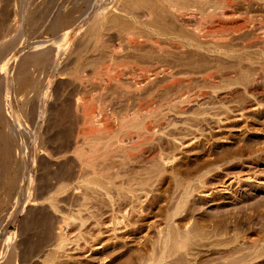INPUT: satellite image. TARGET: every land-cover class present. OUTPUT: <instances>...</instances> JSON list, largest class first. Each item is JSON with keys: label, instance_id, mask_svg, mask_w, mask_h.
<instances>
[{"label": "rangeland", "instance_id": "obj_1", "mask_svg": "<svg viewBox=\"0 0 264 264\" xmlns=\"http://www.w3.org/2000/svg\"><path fill=\"white\" fill-rule=\"evenodd\" d=\"M124 1L99 0L95 5L94 0H0V43L7 40L5 39L7 37L14 39H11L13 46L5 48L9 47L8 52L5 50L4 54H1L5 43L2 45L3 48H0V65L3 68L0 67V73L3 74H0V78L5 79L9 69L15 70L12 68L18 65L17 61L22 53L14 62L13 60L19 51L23 50L28 53L32 47L43 48L40 45L56 41L61 32L65 31L64 29L69 31L64 46L59 47L62 51L60 50L58 54L56 53V57L54 56L56 60L52 61L54 62L52 65L55 64L53 71L48 68L40 72L39 68L31 67L33 77L38 79L41 76L38 80L42 83L37 86L38 88L35 87L33 90L17 84L11 88L3 84L4 82L0 83V103L4 116L9 112L5 117L13 115L14 122L17 124L20 119L24 118L26 131L30 129V126L33 127L32 131L29 130L27 133L38 131L34 144H31L29 139H25L29 146L25 144L27 148L25 147L23 154H16L19 162L14 163V166H18V163L22 164L21 174L26 170V173L32 174V181L28 186L31 187L29 188L30 196L24 202L22 211H16L11 203L6 206L8 212L0 211V232L3 234L0 238L5 239L10 236V249L15 252L14 264H45L44 260L51 256L54 248L49 241H44L45 238L42 235L49 231H58L66 237L62 249L56 253L60 256L50 264H137L133 262L136 255L146 257L144 262L141 261L142 264H150L147 258L148 253L151 254L148 244L150 245V241L157 238L158 229L166 226L162 215L167 211H172L181 201L182 196H186V192L188 200L193 201L194 211L193 215L190 214V217L188 216V219L183 221L184 224L190 225L193 220L212 215V213L224 216L229 223L228 228L222 231V229L213 227L209 216L205 217L207 226L204 225L205 230H203L204 234H207L204 236L207 237L205 240L208 241V245L200 247L202 250L200 249L199 254L187 255L189 259L196 257L192 259L194 262L190 259V263L214 264L218 260H223L228 254L212 251L217 247L215 250L237 244L238 247H243L241 253V250L238 251L241 255L243 251L244 253L252 252L253 247L259 246V240L262 241H259L260 244H264L262 240L264 231L258 232L254 229L260 222L258 220L264 217L262 209L264 208V0H234L232 11L235 16L232 14L229 16L230 13L224 14L229 16L227 18L219 11L215 14L214 11H209V13L206 11L208 14L203 15L202 10L194 9L195 17L188 19L189 16H186L182 21L177 19L168 7V9L163 7L167 6L165 1L160 0L166 3L164 5L157 0H152L149 5L135 4L132 6L134 9L129 7L130 11L122 5V3L125 4ZM74 6L76 8H73ZM149 8L152 13L149 19L150 25L147 24L148 22L146 25L145 23L144 25L139 24V22L137 24V21L132 23V20H138L136 13L140 15L144 9ZM70 9L75 10L73 12L75 21L62 25L56 23V28H53L52 23H55L56 16L65 14ZM27 17H29L28 21ZM30 17L36 20L35 23L30 20ZM99 18L103 25L101 33L104 42L102 41V46L95 49L92 41L89 40L88 30L95 19ZM30 24L35 25L33 27ZM131 25H135L138 29L135 26L133 27L135 30L132 29L137 30L136 34L148 36L151 40L144 41L142 38L130 41L127 39L123 33L129 27L132 31ZM194 26L200 28L201 32H198L199 30L197 31ZM193 28L195 32L205 35L201 37L195 35L197 33L193 31ZM220 34L227 36L216 38ZM156 41L157 44H154ZM42 42L46 43L41 44ZM78 51L81 52L80 55H77ZM2 58L4 61L1 60ZM7 60L9 62H6ZM111 67L112 70H110ZM105 68H110L109 73L105 74ZM155 68L162 72L154 71ZM102 69L105 70L102 71ZM147 69H150L149 74L152 72V75H149V81L138 76L139 72ZM12 71H9V74ZM101 71L102 74L104 72L103 75H100ZM154 72H156L155 76ZM114 73L119 74L118 84L109 78ZM210 73L214 79L208 82L209 80L205 77ZM99 75L103 78L101 79ZM171 77L172 81H170ZM29 89L31 91H28ZM45 89L46 96H42ZM38 93L39 98H37ZM149 96L150 99H148ZM42 97V114L35 117L34 113L31 115L27 113L31 102L35 101L34 106H39V99ZM25 99L30 100V105H25L27 109L24 107L25 111L23 109L21 112L20 106ZM151 99L154 103L151 102L152 113H137V107L145 104L146 100L150 103ZM75 101L81 105L76 111L73 104ZM84 108L88 111L92 110L93 120L96 124H101V127L98 125L100 129L104 128L100 131L99 140L93 143L99 149L104 147L102 149L106 150L114 147L115 143L112 146L107 142L109 140L113 142L115 134H120V137L125 135V128L119 127L123 119L129 120L135 117L137 121L148 118L155 120L157 125L153 134L148 135L151 141L149 142L160 149V152L167 157V161L162 160L163 163L155 159L133 163L129 157L114 153L115 155L112 154L113 157L111 158V155L110 158L105 159L106 161L104 160L105 162L102 157V160L95 159L94 168L90 165L84 166L81 171H85L83 173L87 175L80 174H83L86 181L78 178L77 173L80 170L75 172L79 164H77L78 159L74 150L75 147L84 145L87 139H85L83 130L89 127V122L83 118L87 112ZM82 109L86 112L83 113ZM66 111L69 114L65 113ZM70 111L73 114H70ZM77 114L79 117H76ZM148 114L151 115L146 118ZM111 122L115 127L110 126L113 128L106 129L105 127ZM129 129L131 132L134 131L133 128ZM15 132H17L16 129ZM112 135H114L113 141L110 137ZM81 137L82 140H80ZM38 142L40 146L37 145ZM35 144L41 148L32 152L31 155ZM146 144V147L150 146ZM87 146L92 151L93 146L90 143ZM102 149L100 150L104 151ZM60 150L62 154L64 152L67 154L64 153L61 157ZM56 156L57 160L54 159ZM95 157L98 156L95 155ZM107 167L111 169H108V174L106 170H103ZM94 169L95 171H92ZM97 169L101 172L105 171L108 176L111 172L110 176H114V181L109 176L111 183L107 180L105 182L103 180L102 183L104 178L101 172L99 173L101 178L98 177ZM151 170L154 171L151 173V185H139V187L134 184L132 180L135 177ZM154 173L157 177L152 176ZM57 174V178L60 177L63 181L60 178L59 182L55 180ZM163 174L164 177L166 176L165 179H163ZM46 181H51L49 184L46 183V186H53L56 181L57 185L54 184V189L57 188L58 183L59 185L64 184L61 192L53 194L56 204L59 203L55 209L50 207V201L46 199L54 189L50 188L51 192L43 193L45 191L43 189H46ZM98 182H101V185ZM106 182L107 186L104 185ZM127 182L133 183L132 186L130 187ZM181 185L189 186L185 189ZM105 186L109 192L106 191ZM133 189L135 190L132 191ZM133 192L135 195L137 193L136 198ZM37 194L44 198H36ZM150 200L156 202H153L152 212H154L149 215L147 212L150 210V208L148 210ZM188 204L189 202L185 207ZM252 206L257 208V211ZM14 210L15 213H13ZM218 212L224 215L221 213L219 215ZM242 215L243 218H249L251 215L252 220L250 218L248 219L251 220L250 222L246 221V227L243 223L241 228L234 226L235 217H242ZM252 215H255V218ZM137 224H142V229ZM40 236L44 239L42 240ZM217 240L219 242L222 240L220 245L214 243V241L218 242ZM226 243L229 245L225 246ZM37 252L39 255L34 256L33 254ZM238 252L236 253L239 254ZM236 253H233L234 257L237 256ZM132 257L133 260H130ZM253 259L243 264H252ZM147 260L148 263H146Z\"/></svg>", "mask_w": 264, "mask_h": 264}, {"label": "bare ground", "instance_id": "obj_2", "mask_svg": "<svg viewBox=\"0 0 264 264\" xmlns=\"http://www.w3.org/2000/svg\"><path fill=\"white\" fill-rule=\"evenodd\" d=\"M85 1H89V0H85ZM155 1V0H154ZM157 1H159V2H161V3H163V5L164 4H166L167 3V6H163V7H168L173 13H174V15L177 17V19H179V20H183L186 16L188 17V19H190V17H195L194 16V12H195V10L194 9H198V10H202L201 12L203 13V15H205V14H208L209 13V11L210 12H213L214 11V14H215V12H220V14H223V16L224 17H229V16H232L233 15V11H232V8H233V4H234V0H162V1H165V2H162V1H160V0H157ZM244 1H247V0H244ZM98 2H99V0H94V4L96 5V4H98ZM125 2V4H123L122 3V5L124 6L125 5V9H129L128 11H130V8L129 7H131L132 9H134L132 6L133 5H135V4H142V5H149L151 2H152V0H125L124 1ZM89 3V2H88ZM91 3H92V1H91ZM94 5V6H95ZM160 5H162V4H160ZM77 7H78V5H76ZM87 6H88V4H87ZM121 6V5H120ZM126 6L128 7V8H126ZM90 7V6H89ZM150 7V6H149ZM73 8H76L75 6L73 7ZM146 8V7H145ZM167 8V9H168ZM100 9H102V8H100ZM131 9V10H132ZM78 9H76V11H77ZM84 10V9H83ZM89 10V9H88ZM123 11H125L124 9H122ZM212 10V11H211ZM133 11V10H132ZM135 11V10H134ZM206 11H208V13H206ZM228 11V12H227ZM73 12H75V10H72V9H70L68 12H66L65 14H59V16L57 17L56 16V20L54 21L55 23L53 24L52 23V27L54 28L55 27V24L57 23V24H64V23H68L69 22V24H70V22H74L75 21V18H74V15H73ZM85 12V11H84ZM99 13V12H98ZM97 13V14H98ZM130 13V12H129ZM230 13V14H229ZM95 14V13H94ZM100 14V13H99ZM135 14V13H134ZM151 11H150V8L149 9H144V11H142L141 13H140V15L138 14V13H136V16L138 15V20L136 19V20H132L133 22L132 23H135L134 21H137L136 23L138 24V22H139V24H142L143 23V25H144V23H145V25H146V23L148 24V25H150L149 24V19H151ZM224 14H229V16H225ZM232 14V15H231ZM202 15V14H201ZM203 15H202V17H203ZM30 16V15H29ZM132 16V15H131ZM134 16V15H133ZM222 16V15H221ZM233 16H235V15H233ZM33 17V16H32ZM32 17H30V20H33V19H31ZM192 17V18H193ZM201 17V18H202ZM201 18H200V20H201ZM204 18V17H203ZM202 18V19H203ZM28 19H29V17H27V21H28ZM78 19V18H77ZM100 19L101 18H99L98 20H96L95 19V21L93 22V24H91V26H90V28H89V40H91L92 41V46H93V48H97V47H100V46H102V41L104 40L103 39V37H102V33H101V27L103 26L102 24H101V21H100ZM118 19H119V17H118ZM140 19V20H139ZM103 20V19H102ZM192 20V19H191ZM34 21V23H35V21L36 20H33ZM202 21V20H201ZM72 22V23H73ZM141 22V23H140ZM205 22V21H204ZM245 22V21H244ZM27 23H29V22H27ZM32 23V22H31ZM117 23V22H116ZM130 23V22H129ZM186 23V22H185ZM199 23V22H198ZM217 23V22H216ZM224 24V23H223ZM31 25V24H30ZM33 25V24H32ZM31 25V26H32ZM35 25V24H34ZM34 25H33V27H34ZM126 25V24H125ZM142 25V26H143ZM4 27H5V25H3ZM7 26V25H6ZM30 26V27H31ZM129 26V25H128ZM128 26H126L127 28H128ZM135 26V25H134ZM133 25H131V30L132 29H134L135 30V28H136V26H135V28H133L134 27ZM138 26V25H137ZM10 27V26H9ZM61 27V26H60ZM126 27L124 28L125 30H126ZM195 27V26H194ZM5 28H7V27H5ZM4 28V29H5ZM56 28V27H55ZM57 28H58V25H57ZM140 28V27H139ZM196 28V30L198 31V32H201V30H200V28H198L197 26L195 27ZM69 29V28H68ZM76 29V28H75ZM137 29V28H136ZM143 29V28H142ZM194 29V28H193ZM8 30V29H7ZM65 31H63V32H61V34H60V37L56 40V41H53V42H51V43H46V42H42L41 44H43V43H46V45H40V47H43V48H38V49H36L37 47L35 46L34 48L32 47V51L30 50V52H23V50L22 51H19V53H17L16 55H15V58H14V60H13V62L17 59V58H19L20 57V54L22 55L20 58H21V60H20V58H19V61H17V62H19L18 63V65L17 66H15L14 68H12V69H15L14 71H12L11 69H9V71H12V73L11 74H9V71H8V73L6 74L7 76H6V78H5V76H4V78L5 79H3V77L2 78H0V83L1 82H4L3 84H6L7 86H9V87H13L15 84H17V85H19L20 87H29V88H32L33 90L35 89V87H37V86H39V84L40 83H42L41 81H39L38 79L40 78L41 79V76L38 78V79H36L35 77H33L32 76V73H31V67L33 66L34 68H39V71L40 72H42L43 70H48V68H50V70H52L53 71V69H54V67H55V64L54 65H52V63H54V62H52L53 60L55 61L56 59H55V55H56V53L58 54V52L61 50V49H59V47H62V46H64V43H65V41H66V39L68 38L67 37V35L69 34V31H66V29H64ZM134 30H132V31H130V27L128 28V30H126V31H124V33L123 34H125L126 35V37H127V39H129L130 41H136V40H140V39H142V38H144V39H142V40H144V41H149V40H151L150 38H148V36H143V35H141V34H136L135 32H137V30L136 31H134ZM76 31V30H75ZM140 31V30H139ZM194 32H195V29L193 30ZM197 31L195 32V33H197ZM11 32V31H10ZM6 33H9V32H6ZM138 33V32H137ZM194 33V34H195ZM136 34V35H135ZM7 35V34H6ZM6 35H4V36H6ZM124 35V36H125ZM195 35H197V36H199V37H201V36H204L205 34H203V33H197V34H195ZM13 36V35H12ZM123 36V37H124ZM208 36V35H207ZM216 36V35H215ZM224 36H227V35H223V34H220V35H218L216 38H223ZM9 37H10V35H9ZM14 38V37H13ZM5 39H7V40H4V41H2L1 43H0V48H3L2 47V45H4V43H5V46H4V50H2V53L1 54H4V52H5V50H6V52H8L7 51V49H9V47L7 48V49H5L6 48V46H13V44H12V40H14V39H12V37L11 38H5ZM12 39V40H11ZM17 39V38H16ZM103 39V40H102ZM226 39V38H225ZM255 39V38H254ZM2 40V39H1ZM40 41V40H39ZM104 42V41H103ZM153 41H151V43H152ZM15 43H16V41H15ZM39 43V42H38ZM35 44H37V43H35ZM48 44V45H47ZM154 44H157V41H156V43L154 42ZM91 45V44H90ZM11 46V47H12ZM38 46V45H37ZM45 46V47H44ZM162 46V45H161ZM39 47V46H38ZM114 47V46H113ZM160 47V46H159ZM14 49V48H13ZM64 49V48H63ZM98 49V48H97ZM1 50V49H0ZM94 50V49H93ZM4 51V52H3ZM62 51V50H61ZM24 53H27V54H25L24 55ZM6 54V53H5ZM81 54V52L80 51H78L77 52V55H80ZM76 55V54H75ZM8 56V55H7ZM55 56V57H54ZM9 57V56H8ZM54 58V59H53ZM5 59H6V57H5ZM1 60H3V58L1 59ZM4 61V60H3ZM6 62H9V60H7ZM13 62H11V63H13ZM17 62H16V64H17ZM4 63V62H3ZM75 63V62H74ZM14 64V63H13ZM15 64V65H16ZM7 65H9V63L7 64ZM58 65V64H57ZM68 65V64H67ZM125 65V64H124ZM11 66V65H10ZM0 67H1V65H0ZM12 67V66H11ZM11 67H9V68H11ZM117 67V66H116ZM127 67V66H126ZM2 68V67H1ZM0 68V69H1ZM3 69V68H2ZM7 69V68H6ZM94 69V68H93ZM106 69V70H105ZM105 69H102V71H104L105 70V74H107V73H109V71L110 70H112V67H111V69L109 70V69H107V68H105ZM135 69V68H134ZM146 69V68H145ZM160 69H161V67H160ZM163 69V68H162ZM60 70V69H59ZM77 70V69H76ZM114 70V69H113ZM127 70V69H126ZM143 70V69H142ZM148 70V71H147ZM146 71H141V72H139V75L138 76H141L144 80H148L149 81V75L151 74L152 75V72L149 74L148 72H149V70L150 69H147ZM155 70H158L157 68H155L154 69V71ZM4 71V70H3ZM98 71H100V70H98ZM102 71L100 72V75L102 74ZM131 71V70H130ZM159 72H162L161 70H158ZM157 71V72H158ZM113 72V71H112ZM158 72V73H159ZM2 73V72H1ZM0 73V74H1ZM6 73V72H5ZM38 73V72H37ZM130 73H133V72H130ZM135 73V72H134ZM137 73V72H136ZM135 73V74H136ZM103 74H104V72H103ZM102 74V75H103ZM134 74V75H135ZM154 74V76L156 75V72H154L153 73ZM1 75H3V74H1ZM5 75V74H4ZM42 75V74H41ZM71 75V74H70ZM99 75V76H100ZM119 75V74H118ZM118 75L117 74H111V76L109 77L110 78V80H112V81H114L116 84H118L119 82V79H118ZM122 75V74H121ZM136 75V76H137ZM182 75V74H181ZM43 76V75H42ZM69 76V75H68ZM104 76H106V75H104ZM178 76V75H177ZM176 76V77H177ZM206 76V75H205ZM74 77V76H73ZM101 77V76H100ZM153 77V76H152ZM181 77V76H180ZM103 77H101V79H102ZM150 78H151V76H150ZM174 78V77H173ZM177 78H179V77H177ZM80 79V78H79ZM139 79V78H138ZM171 80L170 81H172L173 79H172V77L170 78ZM205 79H207V80H209L208 82H210V81H212L213 79H214V76L210 73V74H207V76L205 77ZM2 80H4V81H2ZM84 80V79H83ZM100 80V79H99ZM174 80H176L177 81V79H174ZM48 81V80H47ZM75 82V81H74ZM141 83H143V82H141ZM170 83V82H169ZM211 83H213V82H211ZM140 84V83H139ZM180 84V83H179ZM16 85V86H17ZM115 85V84H114ZM120 85V84H119ZM46 86H48V85H46ZM143 86V85H142ZM18 87V86H17ZM140 87V86H139ZM138 87V88H139ZM6 88H8V87H6ZM38 88V87H37ZM83 88V87H82ZM47 89V88H46ZM46 89H45V92H44V94H43V92L41 93V94H43L42 96H46ZM16 90V89H15ZM9 91V90H8ZM28 91H31V89H29ZM129 91V90H128ZM1 92V91H0ZM26 92V91H25ZM135 92V91H134ZM29 93V92H28ZM32 93V92H31ZM33 93H36V92H33ZM127 93H129V92H127ZM81 95V94H80ZM178 96V95H177ZM29 97H30V95H29ZM29 97H28V99H29ZM41 97V96H40ZM80 97V96H79ZM85 97V96H84ZM1 98V97H0ZM37 98H39V93H38V97ZM73 98V97H72ZM97 98V97H96ZM28 99H25L24 101H23V104L20 106V110H21V112H22V110L24 109V111H25V105L27 106L28 104L30 105V100H28ZM93 99V98H92ZM148 99H150V96H149V98ZM147 99V100H148ZM73 100V99H72ZM147 100L145 101L146 103L143 105L142 104V106L140 105V106H138L137 107V113H149V112H151L152 113V108H151V105H152V99H151V101H150V103L149 102H147ZM32 101H34V100H32ZM42 101H43V97H42V99H39V102H40V104H39V106H34V102L32 103L31 102V106H30V109H28V111L29 112H27V110H26V112L27 113H29L30 115L32 114V113H34V115H35V117L36 116H39V115H41L42 114V112H43V103H42ZM1 102V101H0ZM152 102V103H151ZM112 103V102H111ZM74 104V109H75V111L78 109V108H80V104H79V102L78 101H75V103H73ZM139 104H141V103H139ZM154 104V103H153ZM28 105V106H29ZM37 105V104H36ZM25 107V108H24ZM73 107V106H72ZM83 107V106H82ZM89 107H90V105H89ZM10 108V107H9ZM3 108H2V105H1V103H0V211L1 210H3V212L5 211V212H8V208H6V206H9V204L11 203V205L13 206V208H15V210L16 211H22V209H23V206H24V202L29 198V196H30V189L29 188H31V187H28L31 183H30V181H32V174L31 173H26L27 172V170H26V167H25V170H26V172H24L23 174H21V168L20 167H22V164L20 163H18L17 165L18 166H14V163H17V161H18V159H17V156H16V154H19V153H22V152H24L25 151V144H26V142H25V139L27 138V140L29 139L30 140V143L31 144H34V141L36 142V137L38 136V135H36V132H38L37 130H36V132H35V130L33 131V132H29V133H27L29 130H31L32 131V129H33V127H29L30 129L29 130H27L26 131V127H25V123H26V121H25V119L23 118V119H20V122H19V124H17L16 122H14V118H13V115H9L8 117H5V116H7L8 115V113L6 114V112H5V116H4V114H3V110H2ZM27 109V108H26ZM74 109H71L72 111L74 110ZM85 109V108H84ZM84 109H82L83 111V113H84V111L86 110H84ZM8 110V109H7ZM19 110V109H18ZM65 110H67L66 108H65ZM72 111H70V114L72 113L73 114V112ZM87 111V112H86ZM85 112V114H84V116H83V118L86 120V121H88L89 123V127L87 128L86 127V129L87 130H83L84 131V133L83 134H85V139H87L86 141H85V143H84V145L83 146H77V147H75L76 149L74 150V153H75V155H76V157H77V164H79L80 165V167H78L77 165V169H75V172H76V170H82V168H84V166H88V165H90L91 167H93L94 168V161H95V159H98V158H100L101 159V157L102 158H104L103 159V161L105 160V159H107V158H110V156L112 155V154H123L125 157H129V159L133 162V163H140L141 161L143 162V161H152V160H159V161H161V162H163V161H167V157H165L164 155H163V153L162 152H160V149H157L156 148V146L154 147L153 145H151L150 144V136L153 134V131H155L154 130V128L156 127V121L155 120H153V119H149L148 118V116L149 115H151V114H148V115H146V118H148V119H141V120H139V121H137V118H133V119H129V120H126V119H123L122 121H120V128H125L124 129V136L123 137H120L118 134H115L116 136H115V138H114V135H112V136H110L111 138H112V141H113V138H114V141L113 142H110L111 140H109V142H107V140H106V142L107 143H111V145L113 146V144L115 143L116 145L114 146V147H112V148H110L109 146H107V148L109 147L110 149H102V148H104V147H101L100 149H102V150H104V151H101L100 149H99V147L97 148L96 146H94L93 145V143H94V141L96 140V141H98L99 140V138L101 137L100 135H101V130L102 129H104L103 127H102V129H100L99 127H101V124H96V122L93 120V111L92 110H90L89 109V111L88 110H86ZM20 112V111H19ZM57 112V111H56ZM96 112V111H95ZM156 112V111H155ZM65 113H67V114H69V112H65ZM80 113V112H79ZM23 114V113H22ZM80 115V114H79ZM127 115V114H126ZM131 115V114H130ZM16 116V115H15ZM23 116V115H22ZM66 116V115H65ZM71 116V115H70ZM78 116V114L76 115V117ZM112 116V115H111ZM25 117H27V116H25ZM75 117V118H76ZM79 117V116H78ZM28 118V117H27ZM41 118V117H40ZM64 118V117H63ZM67 118V117H66ZM81 118H82V116H81ZM110 118V117H109ZM151 118V117H150ZM43 119V118H42ZM96 119V118H95ZM98 119V118H97ZM35 120H37V119H35ZM34 120V121H35ZM60 120V119H59ZM71 120V119H70ZM78 120V119H77ZM83 120V119H82ZM85 121V122H86ZM108 121V120H107ZM14 122V123H13ZM32 122V121H31ZM98 122H100V121H98ZM33 123V122H32ZM35 123V122H34ZM72 123V122H71ZM102 123V122H101ZM158 123V122H157ZM17 124V125H16ZM26 125H28L29 126V124H26ZM31 125V124H30ZM67 125V124H66ZM98 125H100L99 127H98ZM106 125V124H105ZM84 126V125H83ZM86 126H88V125H86ZM103 126V125H102ZM110 126H114V123H108V125L105 127L106 129H111V128H113V127H110ZM159 126V125H158ZM115 127V126H114ZM32 128V129H31ZM128 128H133L134 129V131H132L131 132V130L129 131L128 130ZM15 129L17 130V132H15ZM120 130V129H119ZM82 131V132H83ZM118 131V130H117ZM14 133V134H13ZM65 133V132H64ZM78 134H79V132H78ZM77 135V134H76ZM80 135H82V133L80 134ZM108 135V134H107ZM106 135V136H107ZM111 135V134H110ZM148 135H150V136H148ZM41 137V136H40ZM55 137V136H54ZM80 137V136H79ZM103 137V136H102ZM155 137V136H154ZM104 138V137H103ZM103 138H102V140H103ZM109 138V137H108ZM111 138H109V139H111ZM160 138V137H159ZM68 139V138H67ZM98 139V140H97ZM26 140V141H27ZM63 140V139H62ZM80 140H82V137H81V139ZM84 140V139H83ZM76 141V140H75ZM124 141H125V143H124ZM150 141V142H149ZM74 142V141H73ZM104 142V141H103ZM91 144L92 146H93V149H92V151L90 150V148H89V146H87L88 144ZM99 142H97V144H98ZM106 143V144H107ZM146 143H148L150 146L149 147H146ZM154 143V142H153ZM37 144V143H36ZM34 145L33 147H32V151H31V155H32V152L34 153V152H36V150L39 148L37 145H39L40 146V144H39V142H38V144L37 145ZM43 144V143H42ZM75 144V143H74ZM104 144V143H103ZM106 144H104V145H106ZM26 145H28V144H26ZM81 145V144H80ZM108 145V144H107ZM110 145V144H109ZM29 146V145H28ZM32 146V145H31ZM73 146V145H72ZM62 147V146H61ZM70 147V146H69ZM95 147H96V149H95ZM27 148V147H26ZM41 148V147H40ZM39 148V149H40ZM71 148V147H70ZM73 148V147H72ZM92 148V147H91ZM160 148V147H159ZM48 150V149H47ZM61 150H63V149H61ZM61 150H60V153H61ZM64 150H65V148H64ZM67 150V149H66ZM99 150H100V152H99ZM28 152V151H27ZM49 152V151H48ZM68 152V151H67ZM71 152V151H70ZM147 152V153H146ZM26 153V152H25ZM29 153H30V151H29ZM59 152H58V154H60ZM64 153H66V152H64ZM63 153V154H64ZM23 154V153H22ZM62 153L60 154V156L61 155H63ZM67 154V153H66ZM65 154V155H66ZM72 154V153H71ZM114 154V155H115ZM168 154V153H167ZM35 155V154H34ZM73 155V154H72ZM95 155L96 156H98V157H95ZM23 156V155H22ZM25 156V155H24ZM55 156V155H54ZM59 156V155H58ZM68 156H69V154H68ZM116 156H118V155H116ZM123 156V157H124ZM30 157V156H29ZM61 157H63V156H61ZM75 157V158H76ZM113 157V155L111 156V158ZM120 157H122L121 155H120ZM125 157L123 158V159H125ZM50 158V157H49ZM51 158H53L52 156H51ZM60 158V157H59ZM58 158V159H59ZM34 159V158H33ZM32 159V160H33ZM55 160H57V156H56V158H54ZM128 158H127V160H129ZM43 160V159H42ZM51 160H53V159H51ZM102 160V159H101ZM100 160V161H101ZM122 160V159H121ZM163 160V161H162ZM54 161V160H53ZM75 161V160H74ZM106 161V160H105ZM104 161V162H105ZM19 162V161H18ZM24 162H25V160H24ZM33 162V161H32ZM55 162V161H54ZM97 162V161H96ZM49 163V162H48ZM48 163H46V164H48ZM56 163V162H55ZM107 163V162H106ZM110 163H112V162H110ZM120 163V162H119ZM164 163V162H163ZM54 164V163H53ZM70 164V163H69ZM115 164V163H114ZM113 164V165H114ZM149 164V163H148ZM24 165V164H23ZM56 165V164H55ZM57 165H59V164H57ZM103 165V164H102ZM106 165V164H105ZM110 165V164H109ZM109 165H107V166H109ZM117 165V164H116ZM115 165V166H116ZM144 165V164H143ZM96 166V165H95ZM125 166V165H124ZM135 166V165H134ZM42 167V166H41ZM51 167V166H50ZM111 167V166H110ZM110 167L108 168L107 167V169L106 168H104L103 170H106V172H107V174H108V169H110ZM113 167V166H112ZM128 167V166H127ZM160 167H161V165H160ZM163 167V166H162ZM47 168V167H46ZM87 168V167H86ZM28 169V171H30L29 170V168H27ZM154 169V168H153ZM83 170H85V169H83ZM111 170V169H110ZM109 170V171H110ZM148 170H150V169H148ZM56 171V170H55ZM66 171V170H65ZM79 171V173H77L79 176H78V178L80 177V178H82V180H84V181H86V178L84 177L83 178V176H86L87 174L86 173H83V172H85V171H81L80 172ZM92 171H95V169L94 170H92ZM97 172H98V177H100V174H101V176H102V178H104V179H102V183H103V180H104V182L107 180L108 181V183L110 182L111 183V179L113 180V177H111L110 176V174H112L111 172H109V176H110V178H109V176L105 173V171H103V172H101L99 169H97L96 170ZM144 171V170H143ZM78 172V171H77ZM101 172V173H100ZM113 172V171H112ZM116 172V171H115ZM135 172V171H134ZM146 172V171H145ZM152 172H154L153 170H151L150 172L149 171H147L145 174L142 172V174L140 175L139 174V176L138 177H135L132 181H134V184H136L137 186H143V185H149L150 184V179H151V173ZM47 173V172H46ZM53 173V172H52ZM80 173H83V174H80ZM94 174H95V172H93ZM100 173V174H99ZM54 174H56V173H54ZM86 174V175H85ZM118 174V173H117ZM120 174V173H119ZM144 174V175H143ZM158 174H159V172H158ZM48 175V174H47ZM69 175H71L70 173H69ZM81 175V176H80ZM83 175V176H82ZM96 175V174H95ZM153 175H156V177H157V174H152V176ZM50 177H51V175H49ZM56 176V175H55ZM61 176H63V175H61ZM72 176V175H71ZM70 176V177H71ZM134 176V175H133ZM159 176V175H158ZM53 177V176H52ZM58 177V174H57V176H56V178ZM77 177V176H76ZM97 177V178H98ZM154 177V176H153ZM162 177V176H161ZM166 177V176H165ZM165 177H164V174H163V179H165ZM60 178V177H59ZM59 178H57V179H55V180H57L58 181V179ZM73 178V177H72ZM95 178V177H94ZM101 178V177H100ZM117 178V177H116ZM48 179V178H47ZM60 179H62V178H60ZM65 180H66V178H64ZM69 180H70V178H68ZM126 179V178H125ZM129 179H131V178H129ZM161 179V178H160ZM159 179V180H160ZM49 180V179H48ZM53 180V179H52ZM51 180V181H52ZM93 180V179H92ZM99 180H101V179H99ZM50 181V182H51ZM62 181H63V179H62ZM71 181H72V179H71ZM89 181V180H88ZM95 181V180H94ZM98 181V180H97ZM114 181V180H113ZM125 181V180H124ZM124 181H120V183L121 182H123L124 183ZM127 181V180H126ZM131 181V182H132ZM50 182H45V186H46V183H50ZM59 182V181H58ZM96 182V181H95ZM160 182H161V180H160ZM53 183V182H52ZM51 183V184H52ZM56 183V184H55ZM97 183V182H96ZM99 183V182H98ZM101 183V182H100ZM99 183V184H100ZM126 183V182H125ZM189 183V182H188ZM57 185V182L55 181L54 183H53V186L55 187V185ZM107 184V182L106 183H104V185H106ZM127 184H130L129 186L131 187L132 186V184L131 183H128L127 182ZM127 184H125V185H127ZM101 185V184H100ZM122 185V184H121ZM151 185V184H150ZM42 186V188H43V184L41 185ZM47 186L49 187V188H47ZM45 188L46 189H43V190H45V191H43V193H48L50 190V188H53L54 189V187L52 186H49V185H47ZM107 186V185H106ZM105 186V188H106V191H107V187ZM112 186V185H111ZM128 186V185H127ZM136 186V187H137ZM139 186V187H140ZM181 186H183L185 189L189 186V185H186L187 187H185V185H181ZM102 187H104V186H102ZM101 187V188H102ZM133 187H134V185H133ZM41 188V187H40ZM39 188V189H40ZM41 188V189H42ZM178 188V187H177ZM64 189V184H60L59 185V183H58V186H57V188H55L54 189V191H53V193H50V195L48 196L47 194H45V195H47L48 197L46 198V199H48L50 202V207H53L54 209L55 208H57V204H59V203H57L56 204V201H55V197L53 198V196H55V195H53L54 193H56L57 194V192H59L60 190H63ZM128 189V188H127ZM143 189V188H142ZM176 189V188H175ZM135 189H133L132 191H134ZM42 191V190H41ZM48 191V192H47ZM131 191V190H130ZM51 192V191H50ZM61 192V191H60ZM63 192V191H62ZM107 192H109V189H108V191ZM126 192V191H125ZM188 192H190L189 190H188ZM40 193V192H39ZM132 193V192H131ZM134 193V192H133ZM41 194V193H40ZM119 194V193H118ZM39 194H37L35 197L37 198V197H42V196H38ZM45 195H43V196H45ZM136 195H137V193H136ZM136 195H135V193L133 194V196L136 198ZM183 195V194H182ZM185 195L186 196H182V199H180L181 201H179L178 202V204L173 208V210L172 211H167V213H165L164 215H162L163 217H164V219H165V222H166V226L163 228L162 227V229H158V235L155 237L156 239H154V240H152V241H150V245L148 244V248H150V250H151V254H149L148 253V260L150 261V264H193L192 262L190 263L189 261H190V259L192 260L193 258L191 257L190 259L189 258H187L186 256L187 255H189V254H191V255H193V254H199V251H200V249L202 250V248H200V247H202V246H206V244H207V242H206V240H205V238H207V237H205V236H207V234L205 235L204 233V225H205V217L206 216H209L210 218H211V220H212V224H213V227L214 228H219L220 230L222 229V231L223 230H225V229H227L228 228V222L226 221V218L224 217V216H218V214L216 213V215H214L213 213H212V215L210 214V215H206L205 217H201V218H199L198 220L197 219H195V221L193 220V223L192 224H190V225H186V224H184L183 223V221L184 220H186V219H188V216L190 217V214H192L193 215V211H194V208H193V201H191L190 199L188 200V197H187V195H188V193L186 192L185 193ZM34 197V198H35ZM181 197V196H180ZM44 197H42V199H43ZM125 198V197H124ZM137 198H138V196H137ZM33 199V198H32ZM41 199V198H40ZM45 199V200H46ZM64 199V198H63ZM178 199V198H177ZM35 200V199H34ZM39 200V199H38ZM123 200V199H122ZM134 200V199H133ZM153 200V199H152ZM40 202H43V201H41V200H39ZM195 201V200H194ZM38 202V201H37ZM46 202H47V200H46ZM61 202V201H60ZM129 202V201H128ZM154 202V201H153ZM153 202H151V200H150V203H149V205H148V210H149V208H150V210H149V212H147L149 215L150 214H152L153 212H152V208H153ZM156 202V201H155ZM154 202V203H155ZM189 202V204L185 207V205L187 204ZM253 202V201H252ZM259 202V201H258ZM255 203V202H254ZM262 203V202H261ZM64 204V203H63ZM258 205V204H257ZM11 206V207H12ZM255 206V205H254ZM262 206V205H261ZM125 207V206H124ZM185 207V208H184ZM258 207V206H257ZM264 207V206H263ZM41 208V207H40ZM52 208V209H53ZM59 208V207H58ZM66 208V207H65ZM135 208V207H134ZM252 208H253V206H252ZM260 208V207H259ZM42 209V208H41ZM254 210H256L255 208H253ZM263 210H264V208H262ZM14 210V212L13 213H15L16 211ZM39 210V209H38ZM58 210V209H57ZM141 210V209H140ZM253 210V211H254ZM262 210V211H263ZM12 211V210H11ZM10 211V213L12 214V212ZM53 211V210H52ZM51 211V212H52ZM61 211V210H60ZM163 211V210H162ZM220 211V210H219ZM257 211V210H256ZM258 211H259V213H260V210L258 209ZM4 212V213H5ZM121 212V211H120ZM152 212V213H151ZM160 212V211H159ZM217 212V211H216ZM242 212V211H241ZM255 212V211H254ZM134 213V212H133ZM132 213V214H133ZM142 213V212H141ZM146 213V214H147ZM219 213V212H218ZM221 213V212H220ZM220 213H219V215H220ZM9 214V213H8ZM206 214V213H205ZM221 214H223L224 215V213H221ZM46 215H48V214H46ZM124 215V214H123ZM137 215V214H136ZM257 215V214H256ZM141 216V215H140ZM140 216H139V218H140ZM161 216V217H162ZM225 216H226V214H225ZM245 217H246V215H244ZM255 216V215H254ZM253 215H252V217H254ZM54 217H55V215H54ZM126 217V216H125ZM162 217V218H163ZM259 217V216H258ZM261 217H263V215L261 216ZM5 218V217H4ZM33 218V217H32ZM159 218H160V216H159ZM195 218V217H194ZM209 218V219H210ZM251 218V215H250V217L248 218V217H246V218H243V215H242V217H235V220H234V226H236V227H239V228H241V226H242V223H243V226H245L246 227V221L248 220V219H250ZM255 218V217H254ZM3 219V218H2ZM6 219V218H5ZM10 219V218H9ZM41 219V218H40ZM55 218H53V220H54ZM66 219V218H65ZM257 219V218H256ZM38 220V219H37ZM139 220V219H138ZM137 220V221H138ZM251 220H252V218H251ZM250 220V221H251ZM32 221V220H31ZM30 221V222H31ZM131 221V220H130ZM142 221V220H141ZM140 221V222H141ZM177 221V222H176ZM249 221V220H248ZM249 221V222H250ZM253 221H255V219L253 220ZM258 221H260L259 222V224L257 225V228H254L255 230H257L258 232L260 231H264V217H263V219H259ZM24 222V221H23ZM29 222V221H28ZM27 222V223H28ZM37 221H35V223H36ZM39 222V221H38ZM42 222V221H41ZM52 222H54V221H52ZM210 222V221H209ZM231 222V221H230ZM44 223V222H43ZM143 223V222H142ZM207 223V222H206ZM248 223V222H247ZM256 223V222H255ZM38 224V223H37ZM41 224V223H40ZM39 224V225H40ZM58 224V223H57ZM188 224V223H187ZM51 225V224H50ZM138 225V224H137ZM27 226V225H26ZM207 225H205V227H206ZM230 226V225H229ZM33 227V226H32ZM41 227V226H40ZM55 227V226H54ZM61 227V226H60ZM134 227V226H133ZM138 227L139 228H141L142 227V224H139L138 225ZM137 227V228H138ZM253 227H255V226H253ZM25 228V227H24ZM53 228V227H52ZM58 228V227H57ZM56 228V229H57ZM252 228V227H251ZM250 228V229H251ZM26 229V228H25ZM40 229V228H39ZM45 229V228H44ZM59 229V228H58ZM142 229V228H141ZM204 229V230H203ZM219 229H217L218 230V233H219ZM32 230V229H31ZM62 230V229H61ZM215 230V229H214ZM240 230V229H239ZM44 231V230H43ZM42 231V232H43ZM48 231V230H47ZM60 231V230H59ZM125 231V230H124ZM236 231V230H235ZM234 231V232H235ZM32 232V231H31ZM215 232V231H214ZM206 233H208V232H206ZM226 233V232H225ZM3 234H2V232H0V236H2ZM42 235H44V238H42L41 236V239L43 240L44 239V241H49L50 242V245H52L54 248H53V252H52V254H51V256H47L48 258H46V260H44V262H45V264H50V263H52V261H54L56 258H58V256H60V255H58V254H56L58 251H59V249H62V247H63V245H64V243H65V241H66V237L63 235V233H58V231L56 232V231H54V232H48V233H46V232H44ZM205 235V236H204ZM233 235V234H232ZM7 236V235H6ZM135 237V236H134ZM238 237V236H237ZM259 237V236H258ZM32 238V237H31ZM36 238V237H35ZM205 241H204V240ZM227 239V238H226ZM237 239V238H236ZM2 240V241H1ZM69 240V239H68ZM235 240V239H234ZM258 240V239H257ZM262 240H264V239H262ZM39 241V240H38ZM147 241V240H146ZM213 241V240H212ZM216 241V240H215ZM214 241V243L215 244H219L220 245V242L222 241H218V242H215ZM224 242H225V240H223ZM259 241H261V240H259ZM259 241H258V244H259V246H256V245H258V244H256V245H253V246H256V247H253L254 249H253V251L251 252H245L244 253V251H243V253L240 255V253L242 252V248L243 247H238L237 246V244L236 245H233V246H228V247H224V248H220V249H218V250H215V249H217V248H215L214 250H212V251H215V253H217L216 251H218L220 254H225V255H227V256H230L229 258H227V256H225V258L223 259V260H218L217 262H215L214 264H233V263H240V262H242L241 264H243V262H248V261H250L251 259H253L252 261H253V263L252 264H261V263H264V244H260L259 243ZM226 242H228V240H226ZM242 242V241H241ZM253 242H255V241H253ZM262 242V241H261ZM256 243H257V241H256ZM39 244V243H38ZM38 244H36V245H38ZM49 244V243H48ZM214 244V245H215ZM222 244H223V242H222ZM225 244V243H224ZM40 245V244H39ZM124 245V244H123ZM208 245V244H207ZM227 245H229V244H227L226 243V245L225 246H227ZM243 245V244H242ZM246 245V244H245ZM46 246H47V244H46ZM49 246V245H48ZM222 246V245H221ZM14 247V246H13ZM39 247V246H38ZM37 247V248H38ZM212 247H213V245H212ZM252 247V246H251ZM12 248V247H11ZM31 248H32V246H31ZM147 248V249H148ZM208 248V247H207ZM239 248H241V249H239ZM246 248V247H245ZM213 249V248H212ZM249 249H250V247H249ZM248 249V250H249ZM14 250V249H13ZM18 250V249H17ZM37 250V249H36ZM206 250V249H205ZM241 250V251H240ZM195 251V252H194ZM211 251V252H212ZM238 251H240V253L238 252ZM31 252H32V250H31ZM150 252V251H149ZM236 253V252H238L239 254H237V256L236 257H234L235 256V254H233V253ZM14 253L15 252H13V251H11V249H10V236H7V237H5V239H1L0 238V264H14ZM59 253V252H58ZM214 253V252H213ZM23 254H24V252H23ZM31 254V253H30ZM138 254H140V253H138ZM232 254H233V256H232ZM34 256L35 255H39L38 254V252L37 253H34L33 254ZM32 255V256H33ZM134 255V254H133ZM146 255V254H145ZM201 255V254H200ZM239 255V256H238ZM263 255V256H262ZM131 256H132V254H131ZM218 256V255H217ZM262 256V257H261ZM188 257H190V256H188ZM219 257V256H218ZM221 257V256H220ZM222 257H223V255H222ZM196 258V257H195ZM194 258V259H195ZM201 258V257H200ZM146 259V257H144V256H142V255H136V257L134 258V260H133V257H132V259H130V260H133V262L134 263H140V264H142L141 263V261L142 262H144V260ZM193 259V260H194ZM220 259V258H219ZM58 260V259H57ZM129 260V259H128ZM148 260H147V262L146 263H148ZM192 260V261H193ZM197 260V259H196ZM213 260H214V258H213ZM215 260H217V258L215 259ZM59 261V260H58ZM66 261V260H65ZM209 263L211 262V260H207ZM43 262V261H42ZM127 262V261H126ZM129 262V261H128ZM132 262V261H131ZM194 262V261H193ZM196 262H198V260L196 261ZM195 262V263H196ZM59 263H60V261H59ZM245 263V264H246ZM198 264V263H197ZM203 264H205V263H203ZM206 264H207V262H206Z\"/></svg>", "mask_w": 264, "mask_h": 264}]
</instances>
